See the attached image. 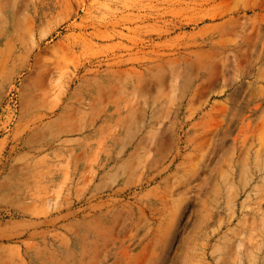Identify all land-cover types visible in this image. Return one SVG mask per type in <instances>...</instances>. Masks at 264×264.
Returning a JSON list of instances; mask_svg holds the SVG:
<instances>
[{
  "label": "rangeland",
  "instance_id": "obj_1",
  "mask_svg": "<svg viewBox=\"0 0 264 264\" xmlns=\"http://www.w3.org/2000/svg\"><path fill=\"white\" fill-rule=\"evenodd\" d=\"M0 264H264V0H0Z\"/></svg>",
  "mask_w": 264,
  "mask_h": 264
},
{
  "label": "crops",
  "instance_id": "obj_2",
  "mask_svg": "<svg viewBox=\"0 0 264 264\" xmlns=\"http://www.w3.org/2000/svg\"><path fill=\"white\" fill-rule=\"evenodd\" d=\"M79 113L76 115V121H74L69 128L73 134L71 136H67L66 140L69 145L72 146L74 154L83 156L85 158H90L94 154V148L97 144L96 136L92 134L89 130L91 127L88 125L89 122H86L84 119L85 116H89L93 113L92 110L87 108L78 109ZM108 122L112 119H116L117 117L114 114L107 113ZM75 132V133H74ZM77 132L79 134H77Z\"/></svg>",
  "mask_w": 264,
  "mask_h": 264
},
{
  "label": "bare ground",
  "instance_id": "obj_3",
  "mask_svg": "<svg viewBox=\"0 0 264 264\" xmlns=\"http://www.w3.org/2000/svg\"><path fill=\"white\" fill-rule=\"evenodd\" d=\"M129 83H130V80H127V79H126V80H125V86H124V88H122L124 93H125V90H127V89H126V88H127L126 85H128ZM196 169H198V168H196ZM196 169H195V170H196ZM227 193H228V192H227ZM17 207H18V206H17ZM202 230H203V229H202ZM92 241H93V240H92ZM238 244H239V242H238ZM240 251H241V250H240ZM251 256H252V255H251ZM192 257H193V256H192ZM251 258H253V257H251Z\"/></svg>",
  "mask_w": 264,
  "mask_h": 264
}]
</instances>
